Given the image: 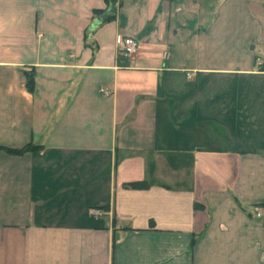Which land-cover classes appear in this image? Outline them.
Wrapping results in <instances>:
<instances>
[{"label":"crops","instance_id":"crops-1","mask_svg":"<svg viewBox=\"0 0 264 264\" xmlns=\"http://www.w3.org/2000/svg\"><path fill=\"white\" fill-rule=\"evenodd\" d=\"M104 8L0 0V264H264V1Z\"/></svg>","mask_w":264,"mask_h":264},{"label":"built area","instance_id":"built-area-1","mask_svg":"<svg viewBox=\"0 0 264 264\" xmlns=\"http://www.w3.org/2000/svg\"><path fill=\"white\" fill-rule=\"evenodd\" d=\"M115 45L118 54L124 57H132L139 50V42L130 37H117ZM255 67L258 71H264V58H257L255 60ZM89 213L93 218H100L104 214L103 210L99 208H91ZM256 217L264 220V207L256 209Z\"/></svg>","mask_w":264,"mask_h":264},{"label":"trees","instance_id":"trees-1","mask_svg":"<svg viewBox=\"0 0 264 264\" xmlns=\"http://www.w3.org/2000/svg\"><path fill=\"white\" fill-rule=\"evenodd\" d=\"M118 1L119 0H104L105 8L101 9V10H95L94 15L104 14L107 12V10H109L110 14H109V16L106 14V20H111L114 17V13L116 11ZM24 75H25V79H26V87L29 91H32V89H33V74L25 72ZM33 149H36V148L25 147L22 149H10V148L0 147V150H4L5 152L13 154V155H20L24 152H27V151H30ZM125 187L129 188V189H143L146 186L144 183L141 182V183L128 184V185H125ZM124 229L126 230L127 228H124Z\"/></svg>","mask_w":264,"mask_h":264}]
</instances>
